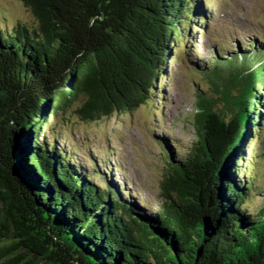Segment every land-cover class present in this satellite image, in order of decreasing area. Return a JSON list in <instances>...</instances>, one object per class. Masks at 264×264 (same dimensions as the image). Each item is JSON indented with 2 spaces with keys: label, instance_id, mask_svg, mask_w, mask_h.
<instances>
[{
  "label": "trees",
  "instance_id": "trees-1",
  "mask_svg": "<svg viewBox=\"0 0 264 264\" xmlns=\"http://www.w3.org/2000/svg\"><path fill=\"white\" fill-rule=\"evenodd\" d=\"M20 1L34 24L0 28V264H52L55 252L68 256L57 264H264V200L247 213L257 188L239 165L264 134V51H214L194 71L208 82L197 141L181 159L169 148L161 211L142 216L38 138L60 110L78 105L94 123L158 98L166 64H181L175 51L204 23L200 0Z\"/></svg>",
  "mask_w": 264,
  "mask_h": 264
},
{
  "label": "rangeland",
  "instance_id": "rangeland-1",
  "mask_svg": "<svg viewBox=\"0 0 264 264\" xmlns=\"http://www.w3.org/2000/svg\"><path fill=\"white\" fill-rule=\"evenodd\" d=\"M213 2L214 8L208 10L213 17L210 18L212 21L209 19L206 31L195 30V39L187 44L182 43L175 51L174 56L180 59L181 64L174 61L166 64V78L158 98L149 100L132 113H121L94 123L83 120L77 114L78 105L60 110L48 118L42 129L44 134L38 138L42 144L45 140L56 142L55 148L72 157L71 164L74 163L79 172L98 173L95 162L100 160L106 164L109 158L115 156L114 162L122 170L119 172L122 186L136 191L150 210L143 209L138 202L128 197V204L131 203L142 216L157 214L163 203L160 187L169 168V155L159 139L166 140V145L177 149L175 153L178 159L186 157L191 144L197 141L192 124L193 115L198 111L196 95L208 88V82L194 71L210 66L208 62L213 59L212 52L216 48L224 51V57H230L231 50H235L234 54L239 57L244 55L245 52L236 45L255 42L254 32L264 28V0ZM195 5L203 9L202 0L196 1ZM246 22H251L256 29ZM20 23L34 24V17L24 4L20 0H0V28L4 25L11 31ZM261 33L264 35V32ZM219 43L223 44L222 47ZM216 44L219 46L216 47ZM172 140L176 146L169 144ZM248 144L250 140L245 146L255 150L256 169L251 168V174L258 187L252 195L247 213L254 215L264 200V142ZM107 148L115 149L107 153ZM91 179L97 183L101 182L102 177L94 175Z\"/></svg>",
  "mask_w": 264,
  "mask_h": 264
},
{
  "label": "water",
  "instance_id": "water-1",
  "mask_svg": "<svg viewBox=\"0 0 264 264\" xmlns=\"http://www.w3.org/2000/svg\"><path fill=\"white\" fill-rule=\"evenodd\" d=\"M6 189V188H5ZM6 191L8 192V190L6 189ZM9 193V192H8ZM10 195H14V193H13V191L10 189V193H9ZM134 220L135 221H137V222H139V223H142V224H145V221H144V219L143 218H140V217H134ZM34 222V221H33ZM34 229H42V227L40 226V224L39 223H37V222H34ZM39 231V230H38ZM31 232H32V230H31ZM32 237L34 238V240H35V242L37 243V245H39V247L44 251V252H46L49 256H51V254H55V255H53V256H51V257H53V258H55L54 260H53V258H52V264H57V262H59V260L60 259H62L63 260V257H65V256H67L65 253V256L64 255H62L61 253L59 254L58 252H53V249H51L49 246H48V244L47 243H45V240L43 239V238H41V236H39L38 234H36L35 232H32ZM33 245V244H32ZM24 251H26V250H24ZM30 253V255L32 256V258H35V259H37L36 258V256H35V254L33 253V252H29ZM68 257V256H67ZM65 260H66V258H65ZM42 263H44V261H42V260H39L38 261V264H42Z\"/></svg>",
  "mask_w": 264,
  "mask_h": 264
}]
</instances>
